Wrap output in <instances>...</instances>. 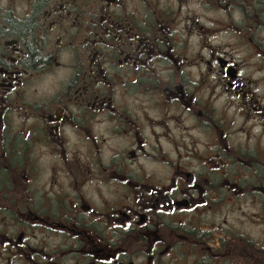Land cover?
Here are the masks:
<instances>
[{"label": "flooded vegetation", "instance_id": "af4514ba", "mask_svg": "<svg viewBox=\"0 0 264 264\" xmlns=\"http://www.w3.org/2000/svg\"><path fill=\"white\" fill-rule=\"evenodd\" d=\"M0 264H264V0H0Z\"/></svg>", "mask_w": 264, "mask_h": 264}]
</instances>
